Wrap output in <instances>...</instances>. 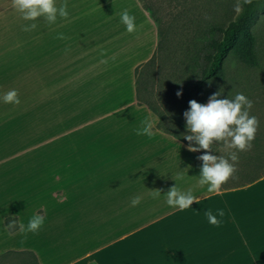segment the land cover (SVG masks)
I'll return each instance as SVG.
<instances>
[{"label":"crops","instance_id":"crops-1","mask_svg":"<svg viewBox=\"0 0 264 264\" xmlns=\"http://www.w3.org/2000/svg\"><path fill=\"white\" fill-rule=\"evenodd\" d=\"M227 1L0 0V120L28 73L45 123L67 108L77 126L0 146V259L264 264V179L222 189L212 153L163 129L135 90L176 16Z\"/></svg>","mask_w":264,"mask_h":264},{"label":"rangeland","instance_id":"rangeland-1","mask_svg":"<svg viewBox=\"0 0 264 264\" xmlns=\"http://www.w3.org/2000/svg\"><path fill=\"white\" fill-rule=\"evenodd\" d=\"M229 1H235L237 11L241 10V6L238 5L239 0ZM252 30L257 39V51L261 66L249 68L242 64L238 65L232 57L226 61L227 74L231 80H228V83L237 81L239 90H246L247 94L233 105L232 115L221 133L220 141L217 142L215 139L213 141L209 132L200 126L187 130L167 122L169 125L166 123L168 126L162 127L165 130H171L206 152L212 153L218 162L219 168L216 171L219 177L218 181L222 189L228 191H240L264 179V13L259 14ZM172 47L173 45L170 48ZM152 60L136 70L135 90L137 94L139 87L141 89V96H137L139 105H145L152 112L163 115L156 100L157 61L154 58ZM163 60L167 65L165 70H170L175 59L170 55L169 50L165 53ZM147 71L149 72L144 74ZM28 78V73L21 74L19 96L18 98L14 97V101H19V103L5 105L4 118L0 120V146L18 144L21 146L29 144L43 146L45 138L41 136H44L46 131H48V137L51 138L48 140L50 143L51 140L60 138V136L52 138L54 135H60V131L77 128L72 125L74 123L68 122L67 115L71 111L67 108H64L63 116L59 110L55 114L48 115L47 123H45L44 90H37L36 98H32L34 91L28 89ZM9 95H13L12 90H6V97ZM6 100L11 101L12 98H6ZM49 106L46 107L51 109ZM213 106V101H209L204 108L197 112L195 119L199 121L205 111ZM79 110L85 112L83 108ZM103 110L107 113L110 112L109 109L100 111ZM77 115V113H73L72 118H76ZM80 117L83 118V116ZM31 135L34 136L33 139L31 138L32 143L30 142ZM8 155L9 157L5 161L12 160V154ZM263 221L264 218H261V222ZM8 259L9 257L0 259V264H34L32 259L28 260L21 255L11 258L10 261H7Z\"/></svg>","mask_w":264,"mask_h":264},{"label":"trees","instance_id":"trees-1","mask_svg":"<svg viewBox=\"0 0 264 264\" xmlns=\"http://www.w3.org/2000/svg\"><path fill=\"white\" fill-rule=\"evenodd\" d=\"M238 5L239 12L235 1L229 0L226 5H196L182 12L162 34L154 56L156 100L164 122L169 119V123L187 130L203 127L217 142L232 115L233 105L247 94L246 90H239L237 81L230 82L226 61L232 57L238 65L261 66L252 27L259 14L264 13V0H239ZM168 50L175 60L171 69L165 70L163 59ZM137 95L141 96L140 87ZM209 101L214 106L197 121V112Z\"/></svg>","mask_w":264,"mask_h":264},{"label":"built area","instance_id":"built-area-1","mask_svg":"<svg viewBox=\"0 0 264 264\" xmlns=\"http://www.w3.org/2000/svg\"><path fill=\"white\" fill-rule=\"evenodd\" d=\"M217 178V175H214Z\"/></svg>","mask_w":264,"mask_h":264}]
</instances>
